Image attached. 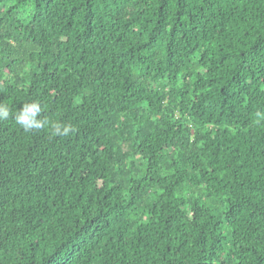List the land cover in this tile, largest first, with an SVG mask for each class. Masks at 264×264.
Returning <instances> with one entry per match:
<instances>
[{"label":"trees","instance_id":"trees-1","mask_svg":"<svg viewBox=\"0 0 264 264\" xmlns=\"http://www.w3.org/2000/svg\"><path fill=\"white\" fill-rule=\"evenodd\" d=\"M0 104V264H264V0H0Z\"/></svg>","mask_w":264,"mask_h":264},{"label":"clouds","instance_id":"clouds-1","mask_svg":"<svg viewBox=\"0 0 264 264\" xmlns=\"http://www.w3.org/2000/svg\"><path fill=\"white\" fill-rule=\"evenodd\" d=\"M41 114V106L38 102L24 103L12 117L16 124L22 127L25 131L39 130L45 126V121L39 119ZM10 117V112L6 106L0 104V121L7 120ZM53 135L67 136L73 129L70 125H62L55 123L51 125Z\"/></svg>","mask_w":264,"mask_h":264}]
</instances>
